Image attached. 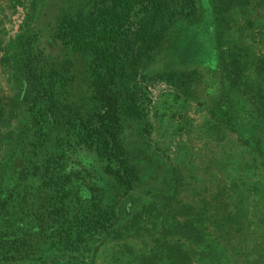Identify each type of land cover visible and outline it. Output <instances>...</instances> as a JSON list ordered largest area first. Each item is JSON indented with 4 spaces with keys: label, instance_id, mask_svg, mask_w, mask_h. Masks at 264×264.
Masks as SVG:
<instances>
[{
    "label": "trees",
    "instance_id": "trees-1",
    "mask_svg": "<svg viewBox=\"0 0 264 264\" xmlns=\"http://www.w3.org/2000/svg\"><path fill=\"white\" fill-rule=\"evenodd\" d=\"M261 3L68 0L50 30L65 51L86 60L85 89L74 99L66 88L73 77L66 54L49 60L34 45V31L17 34L11 53L0 55L12 82L10 94H0V264H56V259L76 264L98 238L123 230L138 235L154 204L128 212L124 197L163 184V197L176 206L170 217L157 210L154 220L148 219L145 235L153 243L139 260L240 264L239 255L251 252L244 248L251 247L244 235L251 230L249 222L244 226L249 218L240 205L245 196L235 187V203L228 202L225 185L191 200L194 204L185 203L176 197L180 181L170 177L171 168L156 180L163 159L150 147L135 83L142 64H155L161 71L157 76L182 87L196 71H178L182 63L218 69L219 79L235 92L224 89L216 99L218 110L210 111L264 164V135L258 134L264 131V53L255 54L237 37L225 40L223 35L234 8L249 10ZM243 128L256 136H244ZM254 156L248 159L245 151L236 150L235 171L254 165ZM232 176L234 182L238 176ZM199 224L210 226L221 243L209 241L203 233H212Z\"/></svg>",
    "mask_w": 264,
    "mask_h": 264
},
{
    "label": "rangeland",
    "instance_id": "rangeland-1",
    "mask_svg": "<svg viewBox=\"0 0 264 264\" xmlns=\"http://www.w3.org/2000/svg\"><path fill=\"white\" fill-rule=\"evenodd\" d=\"M33 1L31 3V0H0V55L6 56L11 53L10 45L17 34L34 31L37 36L34 45L43 48V54L47 59L61 58L59 55L66 54L65 56L72 62L73 77L66 88L71 98L80 97L84 92L87 78L86 60L79 54L65 51L52 38L50 30L61 6L68 0ZM227 20L228 25L223 33L225 40L227 38L235 40L237 37L238 40L249 45L255 54L264 53V3L256 4L249 10L234 8L228 14ZM235 20L239 24V28L236 29ZM209 63L212 64L213 60L209 59ZM7 64L0 61V94L3 95L10 94L12 90ZM154 66L155 64H142L135 85L139 88L143 113L148 123L146 135L150 147L162 155L163 159L162 165L157 169L159 177L156 180L160 181L162 172L166 168H171L173 172L170 177L175 176L180 181L177 183L176 197L185 203H192L190 201L194 199L198 201L200 197H206L218 187L225 185L229 188L228 195H225L226 200L235 203L236 187V192L241 191L245 196L240 205L246 208L245 215L249 220L244 222V226L249 222L251 229H247V234H244L251 246L244 248L251 249V252L246 254V257L243 254L239 255L238 261L240 264H264V223L258 227L252 225L264 220V164H260L259 161L262 162L260 157L253 155L255 150L251 151L249 145L244 147L240 143L233 128L225 127L214 119L215 115L210 111V109L218 110L216 99L224 96V89L231 95L235 90L227 88V83L222 82L218 77V69L212 71L210 68L213 67L208 64L179 65L182 67L178 66V71L186 74L196 70L194 79L188 81L189 85L186 84L184 87L165 77L157 76L160 70ZM196 74L198 75L195 77ZM214 75H216L214 82L209 85ZM244 106L243 104L240 107ZM258 134L264 135V131ZM243 135L256 136L253 131L246 129ZM236 150L245 151L248 159L252 156L257 158L255 164L235 171ZM162 166L164 167L161 168ZM232 174L238 176L234 182H231ZM172 182L175 184L174 181ZM166 192V186L163 184L162 188L158 186L146 188L136 193V197L126 196L128 198H124L127 202V210L129 212L132 209L134 212L143 204L152 202L154 205L150 206V211H146L148 218L141 222L145 228L148 226V219L154 220L152 218L157 210L162 211L164 216L167 214L170 217L176 205L173 204L175 200H172L171 204L167 203L163 197ZM207 214L208 212L205 215ZM158 217L157 223H159ZM199 226L202 228V225ZM151 227H153L152 223ZM145 228H141L138 235L132 233V230L129 232L123 230L118 236L111 234L98 238L91 244L90 251L82 259L78 258L75 261L76 264H145L144 260L139 259L141 255H145L142 253L145 249L150 252V244L153 243L151 237L146 238ZM202 229L212 233L209 231L212 229L210 226ZM203 234L207 239L209 238V241L221 243V239L212 237L214 233ZM152 235H159V232ZM251 258H257L260 263L257 261L251 263L249 261ZM60 261L62 259H56L53 263L58 264ZM5 264L28 263L19 260Z\"/></svg>",
    "mask_w": 264,
    "mask_h": 264
}]
</instances>
